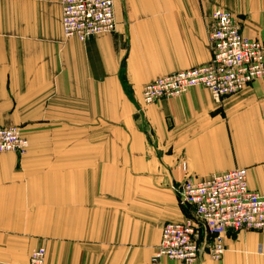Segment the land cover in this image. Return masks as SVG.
<instances>
[{
    "label": "crops",
    "instance_id": "1",
    "mask_svg": "<svg viewBox=\"0 0 264 264\" xmlns=\"http://www.w3.org/2000/svg\"><path fill=\"white\" fill-rule=\"evenodd\" d=\"M217 9L264 43V0H116V32L85 42L65 39L61 0H0V126L29 140L0 152V264L39 247L46 264H182L152 256L190 215L174 189L188 174L246 168L264 195V78L221 102L197 86L143 105L149 82L210 61ZM225 243L197 264H264V231Z\"/></svg>",
    "mask_w": 264,
    "mask_h": 264
},
{
    "label": "built area",
    "instance_id": "2",
    "mask_svg": "<svg viewBox=\"0 0 264 264\" xmlns=\"http://www.w3.org/2000/svg\"><path fill=\"white\" fill-rule=\"evenodd\" d=\"M65 39L85 42L117 30L116 0H61ZM242 20L229 10L217 9L209 27L211 59L208 63L159 77L143 87V105L186 94L191 88L209 89L217 102L243 91L264 78V43L246 36ZM29 140L20 126H0V152L20 156ZM181 168L187 173V164ZM179 203L190 215L168 221L152 262L167 258L197 264L205 255L221 260L230 232L264 231V195L248 184L246 168L230 170L205 179L191 175L174 187ZM261 253H264L261 249ZM46 249L33 251L30 264H46Z\"/></svg>",
    "mask_w": 264,
    "mask_h": 264
},
{
    "label": "trees",
    "instance_id": "3",
    "mask_svg": "<svg viewBox=\"0 0 264 264\" xmlns=\"http://www.w3.org/2000/svg\"><path fill=\"white\" fill-rule=\"evenodd\" d=\"M123 82H124V84H125V87H126L127 91H128L129 94H130V90H129V87L127 86V82H126L125 77H123Z\"/></svg>",
    "mask_w": 264,
    "mask_h": 264
}]
</instances>
